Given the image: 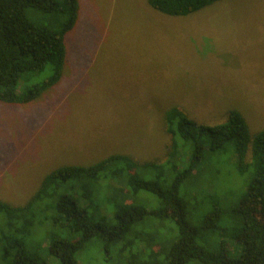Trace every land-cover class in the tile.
I'll use <instances>...</instances> for the list:
<instances>
[{"label": "rangeland", "instance_id": "374dc122", "mask_svg": "<svg viewBox=\"0 0 264 264\" xmlns=\"http://www.w3.org/2000/svg\"><path fill=\"white\" fill-rule=\"evenodd\" d=\"M77 1L63 80L35 101L0 103V200L24 203L60 165L112 153L157 163L172 151L184 156L187 143L165 122L173 106L209 125L237 110L250 132L264 129V0H220L187 16L164 15L147 0ZM247 183L232 145L213 150L206 138L180 193L195 240L209 251L242 252L234 207ZM214 209L218 232L203 225Z\"/></svg>", "mask_w": 264, "mask_h": 264}, {"label": "trees", "instance_id": "16d2710c", "mask_svg": "<svg viewBox=\"0 0 264 264\" xmlns=\"http://www.w3.org/2000/svg\"><path fill=\"white\" fill-rule=\"evenodd\" d=\"M218 1L147 3L164 15L187 16ZM78 13L77 0H0V103L35 101L63 80L65 37ZM164 116L172 136L187 143L184 156L171 150L157 163L112 153L92 164L60 165L24 203L0 200V264H264V129L250 132L237 110L216 125L199 123L176 106ZM206 138L213 150L232 145L236 170L248 176L234 207L241 226L233 237L243 245L235 258L199 244L186 220L180 187ZM218 220L214 209L203 225L218 232ZM32 229L38 230L33 240Z\"/></svg>", "mask_w": 264, "mask_h": 264}]
</instances>
